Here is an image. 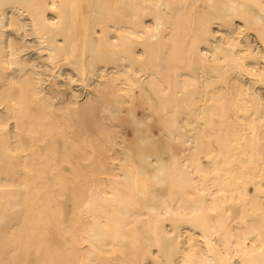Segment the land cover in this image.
I'll return each mask as SVG.
<instances>
[{
	"label": "bare ground",
	"instance_id": "6f19581e",
	"mask_svg": "<svg viewBox=\"0 0 264 264\" xmlns=\"http://www.w3.org/2000/svg\"><path fill=\"white\" fill-rule=\"evenodd\" d=\"M0 264H264V0H0Z\"/></svg>",
	"mask_w": 264,
	"mask_h": 264
},
{
	"label": "rangeland",
	"instance_id": "374dc122",
	"mask_svg": "<svg viewBox=\"0 0 264 264\" xmlns=\"http://www.w3.org/2000/svg\"><path fill=\"white\" fill-rule=\"evenodd\" d=\"M30 50H31V51H30ZM30 50H29V53H30V55H31V54H33V53H32L33 51H32V49H30ZM29 58H31V57H29Z\"/></svg>",
	"mask_w": 264,
	"mask_h": 264
}]
</instances>
